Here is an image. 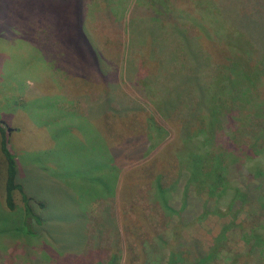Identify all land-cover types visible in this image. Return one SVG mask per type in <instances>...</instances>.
<instances>
[{
    "label": "rangeland",
    "instance_id": "obj_1",
    "mask_svg": "<svg viewBox=\"0 0 264 264\" xmlns=\"http://www.w3.org/2000/svg\"><path fill=\"white\" fill-rule=\"evenodd\" d=\"M55 1L57 8L0 0V158L3 128L25 192L46 203L44 227L32 235L21 195L15 210L0 196V264H170L172 253L173 264H264V38L239 20L257 5L256 17H264V0H235L230 12L227 0H192L185 6L193 15L168 11L161 22L150 10L166 0H86L95 63L75 44L74 11L66 19ZM133 16L141 41L130 49ZM154 23L169 31L161 55L149 42ZM197 23L250 51L239 82L241 104L251 109L225 103L206 119L208 104L223 102L216 94L219 86L228 90L230 70L206 49ZM187 48L198 56V72ZM190 76L206 91L216 86L211 99L200 107L186 82L184 96L162 113L161 95ZM142 79L165 91L158 97ZM142 116L152 119L147 129ZM181 117L190 121L189 139L176 128ZM185 158H202L192 181ZM213 158L226 183L211 192ZM224 185L241 190L234 201L221 194Z\"/></svg>",
    "mask_w": 264,
    "mask_h": 264
},
{
    "label": "trees",
    "instance_id": "obj_2",
    "mask_svg": "<svg viewBox=\"0 0 264 264\" xmlns=\"http://www.w3.org/2000/svg\"><path fill=\"white\" fill-rule=\"evenodd\" d=\"M200 1V0H198ZM235 0H227V4H225V10L230 12L233 10L234 6H235ZM46 2L49 3V5H53L54 8H57L56 5V1L55 0H46ZM57 4H58V8H60L65 14V18H71V13L72 11H74V26H73V31L76 37L77 42H75V44L80 47L82 46V51L81 53L85 54V56L87 58H89V60H92L93 62L97 60L96 56L92 53L91 50L94 51L95 47L93 46V42L90 38V34H88L87 30L88 28L86 27V8H87V3L86 0H57ZM73 4L75 6H73ZM186 4H192V0H166L163 4H160L158 7H156L155 9H151L150 10V14L153 16H156L158 18V21H163V16L166 12H170L173 13L175 11H179L182 12L183 14L185 13L184 11H188V14H192L195 12H191L188 10V8L185 6ZM136 10L134 11L133 15H136ZM200 12V11H198ZM258 12V5H257V9L256 12L254 13V15H251V13H245L243 12V14L241 15V18L239 19L242 23H244L248 28H250L251 30H253V32L257 33L258 35V39H263L264 38V30L263 29H259L260 25L261 27H264V23L261 24L262 19L264 20V17H256V14ZM201 13V12H200ZM186 15V14H185ZM231 16V14H230ZM195 17V16H194ZM203 18V17H202ZM154 20L153 17L148 18V21ZM203 20H205L203 18ZM134 21V16L131 19V23ZM239 21V22H240ZM193 22V20H191V23ZM67 24V21L65 22L64 25ZM132 29L130 30V32L128 33V37H127V43L129 48H133L135 47L137 42H140L141 40L139 39V35L137 32H140L137 24L132 23ZM164 25V24H163ZM57 28L58 25L56 24ZM141 26V25H140ZM152 35L151 38L149 40L150 43L156 44L157 45V51L159 52V50H161V46H162V52L165 53L164 51H166L168 48V44L170 43L169 39L166 37L167 33H163L161 32L162 28L164 26H162L161 24H152ZM197 28H198V33L201 35H205L204 36V40L205 42V46L206 49L211 51L215 56H217V58L220 61V64H218V66H223L226 67L225 69L230 70V76L228 77V85L229 88L228 90H224V88L221 89V87L219 86L220 91L217 92L216 96L217 98H219V100H221V95L220 93H222L223 95V102H216L217 103V108H213V104L209 103L208 104V109H206V118L208 121L211 120L212 118V114L216 115L218 108L219 107H223V104L227 103L228 105L230 104L232 107H236L238 109L240 108H252L249 106H243L241 104L240 98L241 97H245L246 98V90H243V87L246 88L245 83H240L239 81H243L241 76H242V72H241V64L240 63H244V69L245 70H250L248 63L251 61L252 59L250 57V51H245V48H241L239 45V42H234L233 40L231 41V43H225V38L223 35L219 34V37H215L212 38L210 37V32L208 30H205L203 26L199 25L198 23L196 24ZM137 27V29H136ZM204 30H202V28ZM61 28V27H60ZM72 28V27H71ZM148 28V27H147ZM194 30V29H193ZM192 30V34L193 33ZM151 31V30H150ZM145 33V32H143ZM243 34V33H242ZM249 35V34H248ZM218 38V39H217ZM231 40V37H229ZM134 42V43H133ZM187 47V46H186ZM175 51V50H174ZM158 52H153V53H158ZM160 54V52H159ZM161 55V54H160ZM185 55L188 57V59L190 58L191 60V64L193 66L194 71L199 70V60H198V56L196 55L195 52H193V50L187 48L185 49ZM239 59V60H237ZM243 61V62H242ZM95 63V62H94ZM240 65V66H239ZM141 82L143 83L144 87L148 88V89H153L155 91V93L158 95V97L160 96L157 92L160 91H165L164 89V83H160L159 81V86L160 88H155L153 85L151 86L150 84H147L146 81L144 79L141 80ZM186 82H193L196 88V92H198V105L200 107H202V104L204 103V99H211L208 95H211V92L213 91V89L216 87L212 84H209L207 91L205 89V85H203L202 79H200L199 77H194V76H190L187 77L185 80L182 79V81L180 83H178V85H172V87L174 89H171V93L167 94L166 96L161 95L162 97H160V100L162 101L161 104L158 106L159 110H161V107H163V109L168 108L170 106H176L177 98L178 96L183 97L184 96V91L180 90V86H183L184 83ZM174 84V83H173ZM166 87H170V86H166ZM160 89V91H159ZM179 89V90H176ZM168 90V89H166ZM176 90V91H175ZM159 103V101H158ZM163 113V111H162ZM190 113V112H188ZM201 113V112H200ZM143 115V113H142ZM203 115V114H202ZM167 117V116H166ZM123 119L122 117H119L118 119H116V121ZM152 119H149V116H147L146 118H144V116H142V121L138 122L141 124H145L143 125L145 127V129H147V125H149V122ZM122 121H120L122 123ZM176 124V128L181 129L182 130L186 129V131H184V133H188L186 134V138L189 139L190 137H192V130L190 129V121L187 120L186 118H179V120L174 121ZM212 124V122H210ZM213 125V124H212ZM202 131H205L203 129V127H201ZM3 135H2V140H1V151L3 153L4 158H0V196L3 197L5 199V202L8 206V208L10 210H15L16 209V202H15V197L16 194L19 193L22 197V200L24 202V216H25V226L27 227L28 231L30 234L32 235H37L40 232V228L41 230L44 227L45 224V216H44V210L46 208V203H44L43 201H41L39 204L37 203V201L31 197L29 194H27L25 192V187L22 184L21 180V176L18 172V166H17V161L16 158L14 156V154L12 153V151L10 150L9 146H8V136H7V129H3ZM207 133V131H205ZM182 134V133H181ZM209 137H206V141L209 142L210 140L208 139ZM211 139V138H210ZM216 156V155H215ZM233 156H235V158H241V153H236V152H231L229 153L230 158H233ZM196 158V157H195ZM186 160H188V163L190 161V158H185ZM199 159V160H198ZM198 159H193L192 161H190V171H191V178L190 180H194L198 177L199 173L201 174L202 170H201V160L202 158H198ZM218 158H213L212 159V168L207 172L208 175L213 176V184L211 185V192H213L215 189L218 188L219 185H221L222 183H226V178L224 177L223 173H221L223 167L222 164H220L218 161ZM240 168H242L241 166H239ZM247 169L250 171V167H247ZM248 176L250 177V173L248 174ZM226 186V185H224ZM230 186H226L224 187L221 191V194L225 195V194H230V200L231 202L234 201V199H236L237 195L239 193H241V190H239L238 188H232V191H229ZM161 190V189H160ZM214 195V194H213ZM217 199H220V193L218 195H215ZM218 202V201H216ZM260 203V202H259ZM256 232L253 231V233L251 234H247L245 235L246 237V241L250 242L251 239L253 237H255ZM115 258V254H113L112 256V260ZM175 258V253H172L171 255V259L172 261L170 262V264H173ZM199 259V258H198ZM196 259V261L198 260ZM114 264L113 261L108 262L107 264ZM198 263V262H196ZM100 264H104L103 261H101ZM143 264H146L145 262Z\"/></svg>",
    "mask_w": 264,
    "mask_h": 264
}]
</instances>
